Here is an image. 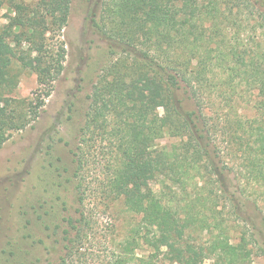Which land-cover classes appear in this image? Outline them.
<instances>
[{"label": "trees", "instance_id": "1", "mask_svg": "<svg viewBox=\"0 0 264 264\" xmlns=\"http://www.w3.org/2000/svg\"><path fill=\"white\" fill-rule=\"evenodd\" d=\"M71 1L0 0L7 11L0 15V147L38 120L45 101L11 95L19 67L37 54L45 98L64 69L65 44L54 53L47 34L66 27ZM95 8L88 13L91 27L112 58L87 93L57 188L40 197L49 222L30 234L35 264L42 261L43 232L57 235L67 257L82 248L90 201L140 214L131 242L141 238L153 255L164 248L181 264H206L210 254L245 264L251 254L246 233L253 240L264 236V222L260 227L243 208L256 202L243 181L264 188V0H97ZM215 97L226 112L208 113L205 104ZM253 101L256 116L240 111L245 105L239 103L250 108ZM90 133L111 140L113 157L96 185L85 187ZM166 137L176 141L157 143ZM225 207L233 221L250 227L238 243L230 242L235 225L225 222ZM197 230L209 231L205 243L189 239Z\"/></svg>", "mask_w": 264, "mask_h": 264}, {"label": "rangeland", "instance_id": "2", "mask_svg": "<svg viewBox=\"0 0 264 264\" xmlns=\"http://www.w3.org/2000/svg\"><path fill=\"white\" fill-rule=\"evenodd\" d=\"M96 3L97 0H72L66 27L61 32L51 31L47 34L48 46L54 53L60 42L65 44L66 49L64 69L52 82L49 96L44 97L45 86L38 82L35 69L38 64L35 57L37 54L34 53L25 66L19 67L22 74L17 88L11 95L21 101H33L34 104L39 96L45 101L40 108L38 120L13 133L0 147V264H35L32 237H35V229L43 227L42 221L49 222L47 203L40 197L47 198L51 194L50 191L57 188L53 183L56 181L57 171L63 169L70 147L76 140L72 134H75L78 120H82L87 105V93L95 77L97 78L99 68L112 58L108 57L105 43L93 32L90 24L88 13L91 8L96 9ZM5 13L7 11L4 8L0 10V15ZM6 20V16H3L2 21ZM247 95L248 98L254 99L253 91L249 90ZM240 103L238 105H245L240 108L241 112L256 116L257 110L252 108L254 101L250 103V108H246L248 104L245 102ZM223 106L224 104L218 103L216 97L205 104L208 113L213 115L226 112ZM159 112L162 114V109H159ZM89 136L92 139H85L86 152L90 155L83 171L85 187L96 185L98 180L95 177H102L104 165L113 157L110 139L104 138L102 134L90 133L87 137ZM218 140L223 145L228 139ZM175 141V138L166 137L160 138L157 143L170 146ZM66 142L71 145H66ZM228 158L233 159V156L228 154ZM62 169L59 173H63ZM60 180L64 182V178L61 177ZM243 185L251 199L256 201L247 202L243 208L247 213H254L257 225L262 227L264 188L259 189L258 185L252 182L243 181ZM221 207L222 204H219V208ZM228 210L229 208H224L223 217L227 220L225 222L235 225L230 228V242L238 243L242 231L248 232L250 227L243 222L233 221L227 214ZM86 211L92 215V222L90 227L86 228L88 237L82 248L78 252L75 251L72 257H67L61 242L55 239L57 235L49 237L43 232L41 235L44 236L45 242L38 249L37 257L42 259L38 264H48L49 261H53V264H118V260L122 261L120 264H181L168 259L164 248L158 255H153L154 250L141 238L138 237L140 242L137 244L131 242L133 229L140 221L141 215L128 211L123 204L117 203L105 208L103 204L90 201L86 203ZM39 214H42V218ZM38 221L41 223L36 224ZM52 229L46 232H52ZM31 232L33 236L30 235ZM191 233L192 237L189 239L196 242L205 243L209 236V231L206 230L203 233L198 230ZM246 236L249 240L246 248L251 254L245 264H264V236L257 237L258 240L251 239L248 233ZM206 264L226 263L216 255L210 254L206 258Z\"/></svg>", "mask_w": 264, "mask_h": 264}]
</instances>
